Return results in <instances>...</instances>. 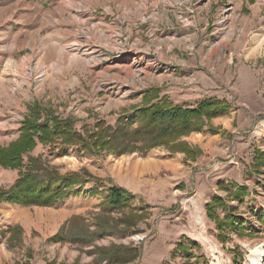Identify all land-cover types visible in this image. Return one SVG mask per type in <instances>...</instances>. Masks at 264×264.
<instances>
[{
	"label": "rangeland",
	"instance_id": "obj_1",
	"mask_svg": "<svg viewBox=\"0 0 264 264\" xmlns=\"http://www.w3.org/2000/svg\"><path fill=\"white\" fill-rule=\"evenodd\" d=\"M75 41L87 53L81 59L93 62H75ZM10 61L13 70L4 72ZM2 73L9 82L0 83V147L17 138L29 116L69 118L83 129L98 121L114 124L125 113L134 126V110L145 103L150 87L177 104L226 98L231 110L211 121L226 132L184 136L201 150L186 164L184 153L162 146L144 157L137 152L100 157L75 146L61 151L39 143L24 156L41 155L61 172L85 168L133 193L134 205L147 213L136 226L140 231L93 243L138 246L139 257L123 264H264V168L251 169L253 149L264 150V0H0ZM162 156L180 161V177L129 169ZM17 176V168L0 164V188ZM221 183L232 192L228 204L242 221L226 232L224 245L204 208L213 194L226 195ZM81 188L52 206L0 202V230L15 224L23 229L16 235L0 232V264H95L97 255L87 253L93 245L49 240L63 223L78 222L76 216L93 230L105 189L93 180ZM81 196L87 200L76 199ZM19 208L27 211L22 218L6 216ZM180 240L199 245L189 259L175 249ZM85 257L92 259L81 262Z\"/></svg>",
	"mask_w": 264,
	"mask_h": 264
},
{
	"label": "trees",
	"instance_id": "obj_2",
	"mask_svg": "<svg viewBox=\"0 0 264 264\" xmlns=\"http://www.w3.org/2000/svg\"><path fill=\"white\" fill-rule=\"evenodd\" d=\"M145 95V103L134 110L137 119L134 126L131 125L132 120H124L125 113L120 114L114 124L98 121L93 126H86L83 129L77 128L74 121L69 118L45 116L41 121L31 116L25 118L21 122L17 138L7 146L0 147V164L18 169V176L13 184L7 188H0V202L16 203L26 207L52 206L71 194H80L81 186L93 180L99 187L105 189L98 204L99 209L95 213L93 230H90V225L83 217L76 216L74 218L79 220L78 222L73 221L70 225L63 223L49 240L70 242L83 247L93 245L95 240L105 236H124L140 231L136 226L139 220L147 217V213L143 208L134 205L135 197L127 188L114 184L110 177L94 176L85 168L61 172L41 155L24 154L39 143L51 145L61 151L75 146L79 152L100 157L128 152H137L144 157L149 150L162 146L171 154L184 153L183 162L186 164L188 160L194 161L201 150L183 140L184 136L201 131L211 134L226 132L211 123L213 118L226 115L231 110L232 103L226 98L207 96L194 105H187L174 103L166 95L159 96L155 87L146 89ZM263 168L264 150L254 148L251 169L259 173ZM78 185L79 187L75 188ZM219 188L226 190V195L213 194L204 203V208L207 218L215 225L218 239L224 245L226 232L237 228L242 221L236 214V209L228 204L229 199H233L228 186L221 183ZM242 189L245 190L244 187H237V190ZM238 193L237 191L234 197H241ZM125 209L130 213H122ZM114 212L120 215L113 216ZM22 230L21 226L15 224L1 229L0 232L2 234L14 232L16 235L21 234ZM198 246L195 240H190L189 244L180 240L175 249L183 251L189 259L193 254L190 252L191 248ZM87 253L97 255L94 258L95 264H123L135 261L140 255V250L133 244L110 242L108 245L94 244ZM233 259L236 263L235 257ZM47 264L81 263L78 260L72 263L48 260ZM184 264L189 262L185 261Z\"/></svg>",
	"mask_w": 264,
	"mask_h": 264
},
{
	"label": "crops",
	"instance_id": "obj_3",
	"mask_svg": "<svg viewBox=\"0 0 264 264\" xmlns=\"http://www.w3.org/2000/svg\"><path fill=\"white\" fill-rule=\"evenodd\" d=\"M134 168L135 171H137V173H145V172H151V173H155V172H158V171H170V175L173 176V177H180L178 175L181 174L182 172V169H181V163L180 161L172 158V157H169V156H166V157H149V159H147L145 162H138L135 164H133V166L129 167V169L131 168ZM104 172H101L100 175H103ZM78 199V201H86V197H79V198H76ZM11 204V203H10ZM80 204V203H79ZM78 204V205H79ZM23 206V205H22ZM72 206H74V204H72ZM25 207V206H23ZM25 208H19L18 210V213H15V211L13 209H9L10 211L8 212L11 217L13 216L14 219H19V218H22L23 215H26L27 214V211L24 210ZM8 210V209H6ZM70 210V213H73V212H76L74 210V207H70L69 208ZM61 215L63 214H60L58 216V219L59 220H62L61 218ZM63 256L64 255V252L61 254ZM68 255V253L66 254ZM62 256V258H63ZM92 257L89 258V257H85L84 259H81V262H84V261H91ZM34 261H31V264H33Z\"/></svg>",
	"mask_w": 264,
	"mask_h": 264
},
{
	"label": "bare ground",
	"instance_id": "obj_4",
	"mask_svg": "<svg viewBox=\"0 0 264 264\" xmlns=\"http://www.w3.org/2000/svg\"><path fill=\"white\" fill-rule=\"evenodd\" d=\"M105 40H107V38H105ZM104 44H105V42H104ZM107 44V43H106ZM73 45H74V47H76V49L78 50L76 53H75V59H76V61L75 62H77V61H85L86 63H90V62H93V60L92 59H87V56L86 57H84L83 59H81V57H82V55H87V53L85 52V51H82V49H81V44H79L78 42H74L73 43ZM82 53H81V52ZM90 55V54H89ZM65 56V55H64ZM11 70H13V66H12V61H10V62H8V64H7V69H5L4 70V72L5 71H11ZM138 76V75H137ZM135 77V76H134ZM9 82V80L8 79H6V75L4 74V73H2L1 75H0V83L1 84H5V83H8ZM6 214V216H10L11 217V215L8 213V212H6L5 213Z\"/></svg>",
	"mask_w": 264,
	"mask_h": 264
}]
</instances>
